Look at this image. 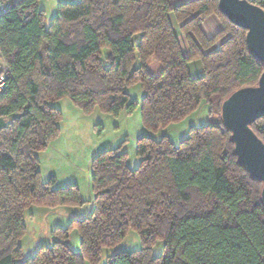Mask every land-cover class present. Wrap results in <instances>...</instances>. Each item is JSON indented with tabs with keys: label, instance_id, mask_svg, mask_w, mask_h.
I'll return each mask as SVG.
<instances>
[{
	"label": "trees",
	"instance_id": "obj_1",
	"mask_svg": "<svg viewBox=\"0 0 264 264\" xmlns=\"http://www.w3.org/2000/svg\"><path fill=\"white\" fill-rule=\"evenodd\" d=\"M173 1L61 2L47 25L41 0H0L10 4L0 14V74L6 75L0 96V264H102L104 251L130 231L138 233L142 248L117 253L107 264H264L262 185L239 165L221 116L233 93L258 85L264 66L249 52L247 32L221 15L218 0ZM250 1L264 10V0ZM171 14L182 24L188 54ZM213 14L224 29L209 40L200 22ZM195 61L202 62L201 78L191 75ZM136 85L144 92L141 103L128 92ZM64 98L116 118L140 106L145 129L155 135L138 139L136 170L121 149L98 153L92 215L57 229L53 246L24 261L27 210L85 205L76 187L54 190L55 179L41 181L37 155L59 135L61 112L53 103ZM204 102L209 123L192 127L178 146L156 136ZM252 129L264 142V118ZM72 228L81 236L78 252L68 244ZM158 243H164L160 257L154 255Z\"/></svg>",
	"mask_w": 264,
	"mask_h": 264
},
{
	"label": "rangeland",
	"instance_id": "obj_2",
	"mask_svg": "<svg viewBox=\"0 0 264 264\" xmlns=\"http://www.w3.org/2000/svg\"><path fill=\"white\" fill-rule=\"evenodd\" d=\"M78 1L41 0L40 8L47 16V25L57 16L59 3H77ZM193 1L197 0H177L175 3ZM209 18L217 21L221 33L224 26L218 16L210 15L204 21ZM175 26L183 52L188 54L189 46L185 36L180 34L178 24ZM156 67L153 65L152 69L158 73L160 67L159 69ZM128 92L133 101L142 102L144 92L140 85L131 87ZM53 106L61 112L60 132L47 149L37 155L40 162L41 181L48 184L55 179L54 190L76 187L85 205L57 209L34 206L27 210L24 215L27 233L21 241L24 261L33 258L40 248L53 246L59 239L55 232L57 229L67 230L74 221L83 220L92 215L95 208L92 161L98 153L107 149H121L127 154L130 169L136 170L141 163L136 155L138 139L145 135H155L145 129L140 106L133 114L123 113L118 118L105 114L98 107L89 112L84 111L69 98L59 100L53 103ZM209 120V108L204 102L198 111L187 120L160 131L156 136L160 138L166 135L175 146H178L188 137L192 127L205 126ZM68 244L73 251H80L81 236L76 228L71 229ZM141 248L138 233L130 231L123 243L104 251L102 264H107L108 258L117 253L134 252ZM163 251L164 243H158L154 248V255L160 257Z\"/></svg>",
	"mask_w": 264,
	"mask_h": 264
},
{
	"label": "water",
	"instance_id": "obj_3",
	"mask_svg": "<svg viewBox=\"0 0 264 264\" xmlns=\"http://www.w3.org/2000/svg\"><path fill=\"white\" fill-rule=\"evenodd\" d=\"M218 4L222 16L247 32L248 50L264 66V10L247 0H218ZM221 116L239 165L262 185L264 203V142L252 129L264 118V73L257 86L240 89L226 99Z\"/></svg>",
	"mask_w": 264,
	"mask_h": 264
},
{
	"label": "crops",
	"instance_id": "obj_4",
	"mask_svg": "<svg viewBox=\"0 0 264 264\" xmlns=\"http://www.w3.org/2000/svg\"><path fill=\"white\" fill-rule=\"evenodd\" d=\"M177 1V0H175ZM175 1H173L175 3ZM185 4L184 3H178V5H183ZM170 19H171V22L173 24V27L175 28L176 30V24H178V28H179V31H180V34H182L181 32V27H182V24L180 25L178 22H177V19L175 17L174 14H171L170 15ZM200 27H201V30L204 32L205 36L209 39V40H212V39H215L217 37V35L220 33L219 32V25L217 23V21H215L214 18H209L208 20L204 21L202 20L201 23H200ZM224 40V39H223ZM223 41L222 40H219L217 42V44H215V46L212 48V50H216L220 44L222 43ZM190 72H191V75L194 77V78H201L204 76V68H203V65H202V62L201 61H195L193 63L190 64Z\"/></svg>",
	"mask_w": 264,
	"mask_h": 264
},
{
	"label": "built area",
	"instance_id": "obj_5",
	"mask_svg": "<svg viewBox=\"0 0 264 264\" xmlns=\"http://www.w3.org/2000/svg\"><path fill=\"white\" fill-rule=\"evenodd\" d=\"M249 3L253 4L252 1L247 0ZM10 7V4L0 3V14H4L6 10ZM2 60V54L0 52V62ZM2 70L5 72L7 68L4 66ZM6 89V75L5 73L0 74V96Z\"/></svg>",
	"mask_w": 264,
	"mask_h": 264
}]
</instances>
